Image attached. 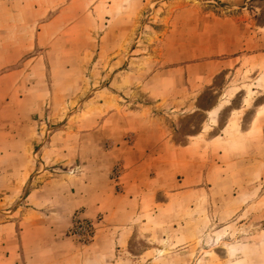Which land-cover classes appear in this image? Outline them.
<instances>
[{"label":"rangeland","instance_id":"obj_1","mask_svg":"<svg viewBox=\"0 0 264 264\" xmlns=\"http://www.w3.org/2000/svg\"><path fill=\"white\" fill-rule=\"evenodd\" d=\"M247 42L264 44V0H0V232L32 234L20 222L33 207L47 214L48 253L60 251L51 236L90 246L104 215L76 210L65 238L55 215L71 202L67 180L106 169L120 137L109 127L157 106L146 92L202 91L194 113L144 114L172 125L178 178L147 218L119 226L129 241L106 264H264V177L251 175L264 171V141L244 132L264 120V74L253 60L216 73ZM194 62L208 64L206 83L198 66L184 77Z\"/></svg>","mask_w":264,"mask_h":264},{"label":"crops","instance_id":"obj_2","mask_svg":"<svg viewBox=\"0 0 264 264\" xmlns=\"http://www.w3.org/2000/svg\"><path fill=\"white\" fill-rule=\"evenodd\" d=\"M247 46L243 45L235 48L231 52V57H223L216 61V73H221L231 68V73L239 71L245 61L251 66L252 60L256 61L255 66L261 68L260 74H264V44L262 46H251L247 42ZM264 43V42H263ZM246 44V43H244ZM252 50V52H250ZM247 51V55L243 56L242 52ZM230 55V54H229ZM208 64L203 62L187 63L183 66L184 77L189 79L194 75L195 67L201 69L200 84L207 81ZM203 68V69H202ZM170 70L163 71L164 74ZM162 75V74H160ZM264 80V77H263ZM199 84V85H200ZM204 86H201V88ZM260 95L264 94V85ZM125 94L130 92H123ZM206 92H146L151 101L158 103L155 105H145L142 109H129L120 111V117L125 119L121 121L119 127H109L111 131L118 132L120 137L109 136L112 150L107 155V163L104 164L106 169L95 172L93 175H71L66 189L70 204H64L62 209L56 213V217L60 218L63 226L65 238L66 233L72 224L73 216L76 210H83V216L97 218L99 214L104 215L103 227L97 229L95 241L88 247L81 246L75 241L72 248L67 247V240L61 236L62 240H58L51 236V242L58 246L59 252L52 254L44 250L45 242L48 239V225L46 224L47 214L42 213L39 209L33 207L27 208V214L20 222L31 229L32 234L22 233L4 234L0 232V264H106L111 258L116 256L119 247L123 249L129 241V236L121 231L119 226L131 223H137V218H147L146 210H153L156 204L157 193L161 190V184H169L175 181L176 171L174 163L180 160V154L177 153V143L172 139V125L165 121L163 116L151 117L144 116L146 112H153L155 109L161 113L172 112L174 114L194 113L199 108L197 101ZM237 95L232 96L235 98ZM225 92L222 93L221 101L217 104L216 111L218 117L223 102ZM193 105V106H192ZM151 106V107H147ZM196 106V107H194ZM264 116V101L263 107ZM200 110V109H199ZM207 113L209 111H206ZM125 113V115H124ZM136 115L141 117L140 124H132V117ZM128 121V122H127ZM106 123V122H105ZM106 125V124H105ZM106 127H108L106 125ZM243 129V125H240ZM108 129V128H107ZM259 131L260 137L264 141V120L251 122L244 132L253 135V131ZM131 136V139H126ZM200 137H206L203 134ZM198 137H194L197 139ZM190 140L187 144H195ZM264 143V142H263ZM189 159V158H188ZM207 160V156L205 157ZM121 165V187L117 189L111 180V174L114 166ZM173 165V166H172ZM37 165H34V170ZM32 171V170H31ZM32 172L29 174L31 175ZM86 174V173H85ZM168 174V176H167ZM251 175L264 177V171L257 173L254 169ZM161 179V182H160ZM169 179L167 182L166 180ZM167 184V188L168 187ZM71 194V195H70ZM41 207V205H40ZM12 224V223H10ZM8 225L9 229L12 227ZM16 227V223H13ZM5 225L0 227L3 230ZM21 232V231H20ZM39 234V235H38ZM53 237V238H52ZM52 244V245H53ZM114 250L112 251V246ZM45 245V246H44ZM65 245V246H63ZM36 249L29 250V248Z\"/></svg>","mask_w":264,"mask_h":264}]
</instances>
